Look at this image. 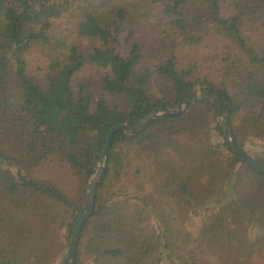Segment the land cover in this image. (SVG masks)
Masks as SVG:
<instances>
[{"label":"trees","instance_id":"obj_1","mask_svg":"<svg viewBox=\"0 0 264 264\" xmlns=\"http://www.w3.org/2000/svg\"><path fill=\"white\" fill-rule=\"evenodd\" d=\"M197 86L264 140V0H0V264H64L110 130ZM218 119L191 100L115 134L76 264H264V173Z\"/></svg>","mask_w":264,"mask_h":264},{"label":"water","instance_id":"obj_2","mask_svg":"<svg viewBox=\"0 0 264 264\" xmlns=\"http://www.w3.org/2000/svg\"><path fill=\"white\" fill-rule=\"evenodd\" d=\"M191 100L211 103L218 110L219 118H222V120H224L225 122L224 139L229 143L233 152H235L238 156H240L248 166H250L251 168L261 173H264V165L261 163H258L251 156H249L246 152L241 150L236 144V141L234 139L232 129H231V123H230V118L228 115V110L226 109L224 103L217 97H213V96L204 97L203 87H192L188 89L182 95V97L179 100V104L176 108L174 109L162 108V109L155 111L144 122H141V123L128 122L125 124H118L110 130V132L108 133L107 140H106V145L104 147L103 153L100 158L99 168L97 170L96 175L93 177V179L91 180L87 188V198H86L85 206L80 212L74 224V228L72 231V237H71V252L64 264H76L77 251H78L79 244L81 241V233H82L85 223L92 217L95 211V207H96L95 191H96L97 186L101 182L102 172L106 164L107 153H108L112 139L115 136V134L122 131L128 135H133L136 133L137 130L143 129L147 127L148 125H150L154 121V119H156L159 116H162L164 114L180 115L186 110L187 105L190 103Z\"/></svg>","mask_w":264,"mask_h":264},{"label":"rangeland","instance_id":"obj_3","mask_svg":"<svg viewBox=\"0 0 264 264\" xmlns=\"http://www.w3.org/2000/svg\"><path fill=\"white\" fill-rule=\"evenodd\" d=\"M33 55H37V52H35ZM76 80L79 83L85 84L88 91L94 95L96 100L100 97V94H101L100 70L92 68V67H86L84 70H82L78 74ZM197 87H200V86H197ZM218 120L222 121V118H219ZM245 148H246V150H245L246 153L249 156H251L253 159L254 158H263L264 159V140L251 137ZM91 180L89 181V183L91 182ZM89 183H88V185H89ZM87 188H88V186H87ZM87 188H86V198H87ZM71 189H73V187ZM130 192H131V188L126 183L121 184L118 187V193L121 195V197L117 202H121V201L123 202L124 200H126L127 195ZM76 193H77L76 191L70 190L68 192V195L70 197L76 199L77 198ZM86 198H85L83 208H84L85 203H86ZM77 218H76V220H77ZM188 227H189L190 231H192V232L194 231V226H192V224H188Z\"/></svg>","mask_w":264,"mask_h":264}]
</instances>
